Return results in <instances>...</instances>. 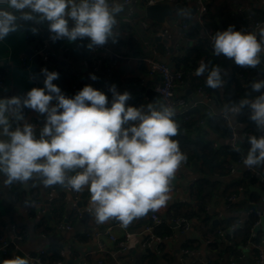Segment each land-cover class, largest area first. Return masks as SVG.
<instances>
[{
  "label": "crops",
  "instance_id": "obj_1",
  "mask_svg": "<svg viewBox=\"0 0 264 264\" xmlns=\"http://www.w3.org/2000/svg\"><path fill=\"white\" fill-rule=\"evenodd\" d=\"M17 1L0 0V19L6 29V36L0 41V80L4 79L0 85V237L11 239L14 228L25 230L26 236L18 248H11L7 254L0 253V264H27L28 255L43 250L47 257L55 251L64 264H216L217 249L209 247L213 241L209 230L229 214L227 201L235 193L224 199L222 193L226 186L242 179L249 166L259 171L263 180L257 179V184L244 190L248 193L243 191L239 195L238 192L235 203L240 205L241 220L235 226L255 210L264 211V167L255 165L257 159L264 158V146L256 152L248 150L246 139L241 135L232 143L230 133L229 137L224 136L203 119L204 124L189 133L192 138L209 142L215 149L229 145L242 157L253 158L249 165L229 163L227 174L219 176L204 173L202 160L196 165L188 163L182 154L171 152L167 145L159 144L148 132L134 126L147 122L160 134L164 121L162 100L155 89L162 78L140 62L165 57L177 70L187 51L213 31L194 25L191 10L197 5L184 0L179 3L180 7H177L178 0L164 2L174 7L172 15L160 23L143 15L146 6L143 0L129 3L120 0L114 7L108 6L111 0H30L25 7H18ZM206 1L207 19H218L230 12L242 15L239 30L247 38L238 35L226 45L228 49L233 44L254 47L252 17L264 14V0ZM49 5L53 11L42 8ZM74 10L78 15H72ZM83 11L87 14L83 15ZM185 24L191 28L187 36ZM27 26L34 31L30 39ZM165 31L167 37L162 36ZM89 33L128 59L113 64L108 54L93 50L92 43L84 39ZM46 36L50 39L56 36L58 44L45 41ZM39 55L42 58L38 61ZM28 57L32 59L33 73L42 78L46 93L54 97V106L50 108L35 100L34 84L19 66ZM233 73V68L223 66L205 74L200 62L198 70L187 74L178 84L177 96L187 101L191 112L209 109L211 114L207 116L221 115L226 111L221 102ZM94 82L98 96L92 100L87 91ZM204 83L210 92L200 86ZM148 90L153 91V98L147 94ZM78 91L84 93L81 99ZM94 109L99 112L94 114ZM48 113L63 123L61 132L53 133L44 122ZM115 115L121 119L115 120ZM27 141L32 142L31 147ZM106 144H111V148ZM62 149L66 150L67 159L75 160V169L57 162ZM155 151L166 153L167 158L160 159ZM121 155L127 156L134 170L145 168L148 172L144 187L127 192V202L132 208L125 218L115 215L114 210L120 188L128 183L133 170L119 162ZM107 156L114 162L102 168L101 162ZM202 180L208 182L205 195H209L206 210L210 218L207 221L187 219V230L178 228L177 231L170 225V235L160 236L162 243L152 241L146 245L150 235L143 227L151 223V214L162 220L175 210L188 211L186 206L194 203L195 187ZM64 181L69 183L64 187L68 204L63 220L58 223L51 211L58 193L50 188ZM74 184H77L75 189ZM104 184L108 186L103 195L93 200ZM67 187L72 191H67ZM251 193L260 195L259 205L250 200ZM66 225L72 226V230H67ZM109 227H113L117 239L126 242V251L115 249L106 235ZM252 230L253 233L261 231L260 246L264 250V215L260 225L253 226ZM217 236L228 244L225 230L219 229ZM188 244L193 247L186 248ZM233 247V252L224 246L220 249L219 264H264V261L257 262L258 250L252 241ZM148 252L157 255V261L143 260Z\"/></svg>",
  "mask_w": 264,
  "mask_h": 264
},
{
  "label": "trees",
  "instance_id": "obj_2",
  "mask_svg": "<svg viewBox=\"0 0 264 264\" xmlns=\"http://www.w3.org/2000/svg\"><path fill=\"white\" fill-rule=\"evenodd\" d=\"M208 14L209 4L203 27L207 32L211 28L213 29L211 33L213 40H202L198 45L190 48L184 58L178 63L177 70L182 72L185 77L187 74L189 75L198 70L200 62L202 63V69L205 74L223 66L233 68L234 73L229 78L226 93L221 104L226 109L234 107L236 109L235 120L246 124L247 128L255 133L254 139L245 140V146L248 150L256 152L264 146L256 139L260 133L258 124L261 119L264 120V61L260 63L249 62L246 59L234 55L226 47V45L238 37L242 15L230 12L221 14L218 19H207ZM252 20L253 22L264 21V14L260 13L259 16L252 17ZM200 86L210 92L207 84L204 83ZM194 87L196 88L198 85L195 84ZM208 111L210 110L194 109L190 112L188 119H185L184 116L166 118L159 129L160 134L158 133L159 135H157L155 133V136L167 138L172 146L178 148L188 163L196 165L198 160H202L201 169L204 173L224 176L228 172L226 166L229 163L237 162L242 158V154L229 145H223L215 149L211 143L200 142L189 135L191 131L197 130L200 121L205 119L210 127L221 132L224 136L229 137L230 130L226 126L225 121L220 115L207 116ZM257 113L259 114L257 123L256 125H252L251 121ZM62 160L68 169H75L76 162L74 159L63 157ZM67 184L69 183L65 181L56 182L50 188V190L53 188L58 193V197L53 200L51 210L54 219L58 223L63 220L64 212L68 204L67 195L64 191V187ZM254 184H257V178L247 172L242 179L228 183L222 196L224 199H227L234 193L237 195L240 188L244 191ZM207 185L208 182L206 180L200 181L195 187L194 203L186 206L188 211L181 213L175 210L173 213H169L155 227L154 233L158 236H169L171 233V220L173 219L192 220L194 218H205V221H207L210 218V214L206 210V202L209 199V195H205ZM73 186L74 189L77 188V184ZM14 192H17L16 188ZM246 192L248 193V191ZM246 192L244 191V193ZM249 198L256 205L261 203L260 195L257 193H251ZM227 202L229 207L228 216L221 220L218 226L209 230L213 235V241L209 244V247L218 250H216L215 255L216 264H219L221 261L222 251L220 249L223 246L227 251L233 252V245L238 247L247 244L249 241H252L255 246L261 244V231L253 233L252 230L258 220L256 210L244 222L240 223L239 226H235L241 220L239 216L240 205L235 202ZM235 227L237 228L235 229ZM219 229L227 232L226 240L228 244L220 241L217 236ZM192 247L193 245L191 246L190 244L186 246V248ZM47 255L44 258V261L47 263L54 264L57 261H62L61 256L57 255L55 251H53L52 256L47 257ZM144 256L142 258L143 260L150 258L151 261H157L158 259L157 255L150 252Z\"/></svg>",
  "mask_w": 264,
  "mask_h": 264
},
{
  "label": "built area",
  "instance_id": "obj_3",
  "mask_svg": "<svg viewBox=\"0 0 264 264\" xmlns=\"http://www.w3.org/2000/svg\"><path fill=\"white\" fill-rule=\"evenodd\" d=\"M168 1H176V0H143V2L148 5H155L158 3H164ZM187 3H195L198 6V14H197V21L200 25L204 24V18L208 12V4L206 0H184ZM120 0H111L108 3V6L114 7L116 3H119ZM124 3H129L130 0H123ZM30 4V0H18L17 6L18 7H25ZM45 10L53 11L52 5L42 7ZM83 15H86L87 12L83 11ZM72 15L76 16L78 15V11L74 10L72 12ZM184 34L187 36L191 33V28L188 25H183ZM27 38L30 39L32 35L34 34V31L30 26H27ZM167 31L163 32L162 36L167 37ZM239 37L246 39L247 36L245 33L239 30L238 33ZM253 35H254V47H247V46H241L239 44H233L229 51L232 52L234 55L246 59L249 62H262L264 60V21H255L253 22ZM6 36V29L4 27L3 21L0 19V41H2ZM85 40H88L93 45V50L98 52H103L109 55L110 59L112 60L113 64H117L119 62L125 61L128 58L119 52L112 51L109 47V45L100 37H98L95 34L89 33L83 36ZM210 41L213 40L211 36L208 37ZM53 43L58 44V41L56 39V36H52L50 39ZM44 60H48L47 56L44 57ZM140 64H145L149 67V71L153 74H159L162 78V82L158 87H156V92L159 94L162 100V108H161V116L163 119L169 118V117H176V116H184L185 119H188L190 117L191 109L187 106V101L177 96L176 89L180 82L183 81L184 75L182 72L175 70L173 68H170L167 64L161 63L154 59H143L141 60ZM24 71L28 73L29 79L34 84L35 88V100L41 104L44 108H50L54 106V97L46 93L44 86L42 84V78L37 77L33 71H32V59L30 57L24 58L21 64L19 65ZM259 76V75H258ZM4 84V79L0 80V85ZM201 91V89H200ZM203 91V90H202ZM206 94L207 99L210 98L209 95L205 91H203ZM82 91H78V98L81 99L83 96ZM94 114H97L99 112L98 109H94ZM235 113L236 109L234 107H230L224 111L220 117L225 121L226 126L230 130V140L232 143H235L238 137L241 135L245 139H254L253 131L249 130L246 126V124L237 122L235 120ZM207 114H211V111H208ZM115 120L119 121L121 118L118 115L114 116ZM122 120L129 124V121L126 118H122ZM44 122L48 124L51 128V131L53 133L61 132L64 128L63 123L59 122L55 116H53L51 113H48L46 117L44 118ZM204 124V120L200 121L199 125ZM134 126H139L142 130L148 132L151 137L155 141H157L159 144L167 145L171 152L179 153V150L177 147L172 146L170 141L167 138H160L155 136V129L153 125H150L147 122L138 123ZM259 135L257 136V140L261 143H264V120L261 119L259 124ZM27 146H32L31 141L26 142ZM44 147H46V144H44ZM106 147L108 149L111 148V144H106ZM156 156H158L160 159H166L167 154L155 151L153 152ZM66 157V150L62 149L60 152V157L57 158V162L59 164L63 163L62 158ZM114 162L111 156H107L104 158V160L101 162V167L106 168L109 165H111ZM120 163H126L129 169L133 170L131 175L128 178V183L120 188L119 194L120 198L118 203L115 206L114 214L117 216H120L122 218H125L131 208L132 205L127 202L126 194L129 190H132L134 188H142L144 187L147 179V169H133L131 165H129L127 156L121 155L119 157ZM250 159L247 157H242L237 161V164H246L249 165ZM234 166H231L230 169L233 171ZM248 172L257 179L263 180L261 177V174L259 171L252 167H248ZM67 191H72L70 187L66 188ZM55 191V190H53ZM243 192V189H239V195H241ZM76 195V192H75ZM239 195L235 194L232 195L228 201L229 202H235ZM256 215L258 217L257 222L254 224L255 227L260 225V220L263 217V213L260 211H256ZM151 223L146 224L143 227V231L148 233L150 237L145 242L146 245H149L152 241H157L158 243H162L163 238L160 236H157L154 233V229L157 225L161 223V219L155 214H151ZM171 223L177 224L178 228H181L183 230H187L189 227L188 221L186 219H173L171 220ZM239 223V222H238ZM66 229L71 231L72 226L66 225ZM13 237L11 239L0 237V253L7 254L11 248H18V244L20 241H22L25 236L26 232L25 230L13 229ZM106 235L109 237L111 242L113 243L116 250L120 252L126 251V242L124 240H119L114 236L113 233V227H109L106 230ZM127 237H129V234H126ZM258 250V258L257 262L262 263L264 261V250L261 248L260 245H257ZM103 251V249H100ZM47 253L43 250L38 252L35 255H28L27 256V264H49L46 261H44L45 256ZM54 264H64L62 261H57Z\"/></svg>",
  "mask_w": 264,
  "mask_h": 264
},
{
  "label": "water",
  "instance_id": "obj_4",
  "mask_svg": "<svg viewBox=\"0 0 264 264\" xmlns=\"http://www.w3.org/2000/svg\"><path fill=\"white\" fill-rule=\"evenodd\" d=\"M181 2V0H178V3H177V7H180L179 3ZM173 5L170 4V3H158V4H155V5H148V6H145V8L143 9V15L145 17H147L148 19H154V20H157L158 22L160 23H164L165 21V17L168 16V15H172V11H173ZM197 14H198V6H193L192 7V10H191V15H193V23L194 25L197 27V28H201L200 24L198 23L197 21ZM195 16V17H194ZM104 38L107 37L106 33L103 35ZM45 41L49 42L50 41V38L49 36H46L45 38ZM51 42V41H50ZM172 53L174 52V50L171 48L169 49ZM44 52H46V49H44L43 51V54ZM155 55H152L151 54V57H154ZM42 58V56H38L37 60L39 61L40 59ZM156 59L164 64H167L170 68H173V64L172 63H169L168 62V59L165 58V57H159L157 56ZM142 92H145L146 90L142 89L141 90ZM147 94L153 98L154 97V93L152 90H148L147 91ZM87 96L94 100L96 99V97L98 96V91H97V83H93L91 85V87L89 88V90L87 91ZM258 117H259V114L257 113L252 121H251V124L252 125H256L257 123V120H258ZM118 139V136L116 137ZM250 160L253 161V158H249ZM108 185L107 184H104L103 187H101L96 195H94L93 197V200H96L98 199L99 197H101L103 195V193L105 192V188L107 187ZM78 206H81L80 203H78ZM171 227L174 228L175 230L179 231L178 230V226L177 224H174V223H171Z\"/></svg>",
  "mask_w": 264,
  "mask_h": 264
},
{
  "label": "rangeland",
  "instance_id": "obj_5",
  "mask_svg": "<svg viewBox=\"0 0 264 264\" xmlns=\"http://www.w3.org/2000/svg\"><path fill=\"white\" fill-rule=\"evenodd\" d=\"M206 39H208V37ZM255 165L259 167H264V158L262 157V158L257 159L255 162Z\"/></svg>",
  "mask_w": 264,
  "mask_h": 264
}]
</instances>
